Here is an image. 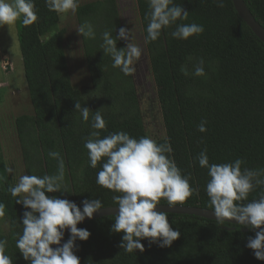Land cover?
<instances>
[{
    "label": "trees",
    "instance_id": "1",
    "mask_svg": "<svg viewBox=\"0 0 264 264\" xmlns=\"http://www.w3.org/2000/svg\"><path fill=\"white\" fill-rule=\"evenodd\" d=\"M255 21L264 28V0H243ZM38 19L25 26L15 22L31 115L15 119V131L25 175H53L57 161L49 157L58 151L65 164L67 193L46 194L68 199L82 207L86 199H100L104 208L117 206L110 190L96 184L101 162L91 168L86 138L100 131L103 138L114 132L131 137L145 135L132 75L112 67L103 53L102 33L116 36L121 28L115 0H95L75 11L79 26L94 27L96 38L80 35L90 87L72 85L64 50V33L58 30V12L50 11L46 0H34ZM141 33L155 87L165 138L172 147L171 158L198 189L186 202L178 204L212 210L205 191L209 180L197 157L207 149L209 163H231L241 159L242 170H264V43L237 14L232 0H174L188 12L177 23L203 25L202 34L188 40L173 38L175 25L162 31L156 41L145 43L149 23V0H135ZM222 3L223 6H220ZM126 47L118 40L117 48ZM203 60L204 76L194 75ZM184 69V71H182ZM185 72L187 74H185ZM75 103L87 107L84 121ZM106 121L104 130L91 127L95 112ZM206 121V132L198 131ZM0 151V203L5 205L7 241L5 254L12 264H29L15 247L22 233L20 221L25 211L8 189L14 186ZM264 186H257L244 203L258 199ZM159 205H167L161 200ZM170 226L180 232L170 247L142 240L143 252H125L119 245L122 234L111 231L115 216L95 218L78 226L90 232L87 241H76L80 264H264L257 260L247 241L255 231L240 225L193 215L167 213ZM69 235L65 238L67 241ZM63 242V243H64Z\"/></svg>",
    "mask_w": 264,
    "mask_h": 264
},
{
    "label": "clouds",
    "instance_id": "2",
    "mask_svg": "<svg viewBox=\"0 0 264 264\" xmlns=\"http://www.w3.org/2000/svg\"><path fill=\"white\" fill-rule=\"evenodd\" d=\"M46 4L50 11L74 13L79 0H46ZM35 8L34 0H0V27L13 25L18 19L25 26L33 24L38 19ZM149 9L145 43L156 41L164 29L173 25L175 30L171 35L180 40L204 32L203 25L177 23L187 20L189 13L174 0H149ZM77 32L89 39L96 38L94 27L88 22L79 26ZM118 40L127 42L126 47L118 49ZM131 40V31L124 27L116 36L110 31L102 33L103 53L111 57L112 67L119 68L125 75H132L134 62L142 55V49ZM203 63L201 59L194 75H205ZM75 110H79L82 119L88 121L90 110L87 107L75 103ZM93 121V129L106 128V121L99 111L95 112ZM205 125L206 121H201L198 131L206 132ZM84 148L91 168H96L103 160L96 184L117 193L112 197L117 207L111 231L122 234L119 246L127 253L143 252L141 241L146 239L159 247H170L180 232L170 226L167 212L160 211L157 206L161 200H165L168 206L183 204L198 192L171 158L170 143H160L150 136L137 139L123 131L101 138L100 131H93L86 138ZM48 155L57 161L56 174L22 175L8 189L11 196L17 198L15 203L25 209L20 221L22 233L18 234L15 247L29 264H80L75 254L76 241H87L90 232L77 225L105 208L98 198L83 200L80 207L68 199L46 195L67 193L63 158L58 151H50ZM197 160L199 166L208 171L205 191L213 219L221 225L235 221L242 228L257 230L246 246L253 250L257 260L264 261V192L258 199L244 203L257 186H264V170H242L241 159L210 164L207 149L200 152ZM4 216L5 205L0 203V218ZM66 229L69 238L61 244ZM6 246L7 241L0 239V264H12V258L5 254Z\"/></svg>",
    "mask_w": 264,
    "mask_h": 264
},
{
    "label": "rangeland",
    "instance_id": "3",
    "mask_svg": "<svg viewBox=\"0 0 264 264\" xmlns=\"http://www.w3.org/2000/svg\"><path fill=\"white\" fill-rule=\"evenodd\" d=\"M92 1L95 0H79V5ZM115 3L121 27L131 31V42L142 49L141 57L134 62L135 71L132 73V78L145 135L157 141L164 139L165 129L157 100V88L149 69L135 0H115ZM58 16V30L64 33L63 44L71 83L76 88H89L90 80L83 58L80 35L77 32L75 12H58ZM32 113L16 25L2 26L0 27V151L7 173L14 184L18 182L20 176L25 175L14 122L17 117ZM6 230L7 222L0 220V231L6 232Z\"/></svg>",
    "mask_w": 264,
    "mask_h": 264
},
{
    "label": "water",
    "instance_id": "4",
    "mask_svg": "<svg viewBox=\"0 0 264 264\" xmlns=\"http://www.w3.org/2000/svg\"><path fill=\"white\" fill-rule=\"evenodd\" d=\"M232 3L239 17L246 23V25L250 28V30L254 33V35L260 41L264 43V28L255 21V19L253 18V16L247 9L244 1L243 0H232ZM116 207L117 206L106 207L105 209H102L99 212L94 213L91 219L86 218L82 223L78 224L77 227L95 218L115 215ZM157 208L160 211H165L167 213L180 214V215H193V216L215 221L212 217V213H211L212 210H209V209H203V208H198V207H187V206H181V205H174V206L158 205ZM226 223L237 225L235 221H228ZM254 231H257V230H254ZM67 235H69V231L66 229L64 238L61 241V244H63Z\"/></svg>",
    "mask_w": 264,
    "mask_h": 264
}]
</instances>
